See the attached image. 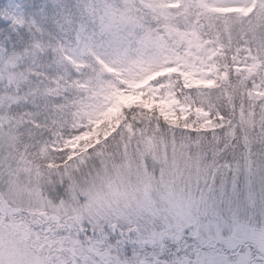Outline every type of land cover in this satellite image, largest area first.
Here are the masks:
<instances>
[{"label": "snow or ice", "instance_id": "6c2138e0", "mask_svg": "<svg viewBox=\"0 0 264 264\" xmlns=\"http://www.w3.org/2000/svg\"><path fill=\"white\" fill-rule=\"evenodd\" d=\"M0 264H264V0H0Z\"/></svg>", "mask_w": 264, "mask_h": 264}]
</instances>
